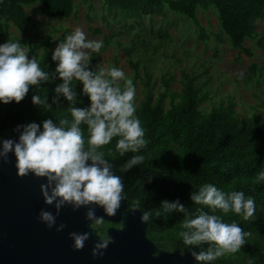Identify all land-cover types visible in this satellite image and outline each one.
<instances>
[{
    "label": "trees",
    "instance_id": "trees-1",
    "mask_svg": "<svg viewBox=\"0 0 264 264\" xmlns=\"http://www.w3.org/2000/svg\"><path fill=\"white\" fill-rule=\"evenodd\" d=\"M39 2L40 11L51 17H68L76 11L75 0H0V37L1 44L20 41L27 45L29 58L35 55L40 67L50 73L55 72L57 62L52 60L55 49L52 47L65 40L72 33L69 26L55 38L45 40L33 39L26 23L30 14L26 5ZM109 10H118L122 15L141 16L146 12H162L166 9L190 18L203 35L204 28L198 18V9L214 7L218 14L220 30L226 34L230 44L252 55L250 46H245L247 38H255L257 44L264 48V34L257 31L258 19L264 17V0H104ZM15 25L22 35L12 30ZM99 30V29H98ZM110 37H106L109 42ZM145 48V38L132 39L122 46L127 61L133 69L132 82L137 87L142 84V97L135 95V115L141 121L145 131L147 146L139 153L128 152L120 156L115 145L118 137L104 146L106 158L113 164V172L120 176L124 183L123 195L129 207L149 211L151 219L147 225V235L159 248L179 249L190 252L183 244L178 233L182 230L184 214L179 211L164 213L162 202L179 200L187 209L210 211L206 206L196 205L191 194L205 184H212L228 194L242 191L245 198L255 201L256 211L250 221L229 212L227 215L217 212L227 223L236 222L246 232H251L241 250L219 258L211 264H264V182L254 183L260 171H264V99L261 102L262 112L243 118L236 108V101L229 97L219 103H212L208 109L203 103L210 97L199 82L196 73L182 69L181 89L171 88L175 80L171 71L162 72L159 77L142 62L138 53V41ZM119 45H121L119 43ZM103 48V47H102ZM158 47H155V51ZM97 55L92 54L91 67L96 69ZM110 67L119 68L118 60ZM256 72V64H252ZM258 81L261 77L257 78ZM62 80L56 78L42 83L38 88H31L20 103L0 102V138L16 135L19 125L36 122L41 125L45 119L60 118L71 120L69 102L60 97L59 104H53L55 88ZM78 93L76 107H89L90 99L83 94L82 83L73 82ZM125 81H120L121 88ZM136 93V91H135ZM47 97L52 104L51 110H43L32 103L33 95ZM85 141L88 139L87 126H81ZM111 149L112 155H109ZM143 155L144 162L127 172L120 171L121 166L133 155ZM161 215L157 216V213ZM120 222L104 220L98 229L106 236L108 224L119 225ZM208 245L204 248L207 249ZM199 251L200 248H196ZM192 264H200L193 257Z\"/></svg>",
    "mask_w": 264,
    "mask_h": 264
},
{
    "label": "clouds",
    "instance_id": "clouds-1",
    "mask_svg": "<svg viewBox=\"0 0 264 264\" xmlns=\"http://www.w3.org/2000/svg\"><path fill=\"white\" fill-rule=\"evenodd\" d=\"M102 47V41L87 39L85 32L77 27L55 48L52 60L57 66L55 72L50 73L40 67L35 55L29 58L20 41L8 39L0 44V102L20 103L31 88H38L58 74L62 83L56 86L52 103L59 104L63 96L69 102L71 115V120L45 119L42 129L36 122L19 125L18 140L3 139L0 143V159L7 162L12 153L20 177L32 174L46 179V183L40 185L41 192L44 202L54 205L56 213L42 209L39 218L49 228L56 226L57 216L64 206L69 205L74 211L87 208L85 218L91 221V229L100 237L92 249L93 258L103 256V250L113 242L112 237L98 234L104 217L96 215V207L102 208L107 216H115L125 199L124 183L113 172V164L101 149L117 137L115 148L120 156L128 152L139 153L147 146L145 131L135 115L136 93L132 80L126 79L124 71L116 67H97L95 70L91 67L92 54H99ZM121 80L125 81L123 88ZM74 81L82 83L83 94L90 99L89 107L75 106L78 93ZM32 103L43 110L52 109L47 97L41 98L38 94L32 96ZM82 125L87 126V141ZM108 154L112 155L111 149ZM143 162V155H133L120 171L127 172ZM253 182H264V171H260ZM190 198L194 204L206 206L210 211L197 209L193 213L179 200H165L161 208L164 213L179 211L184 214L178 236L196 261L211 264L239 252L248 243L251 232L244 231L236 222H225L216 213L233 212L250 221L256 211L254 199L245 198L242 191L225 194L212 184L201 186ZM140 219L148 222L151 213L144 211ZM65 227L61 223L56 230L62 231ZM69 235L74 241V249L82 250L91 234L71 232ZM205 245H208L207 249ZM196 248L200 250L196 251Z\"/></svg>",
    "mask_w": 264,
    "mask_h": 264
},
{
    "label": "rangeland",
    "instance_id": "rangeland-1",
    "mask_svg": "<svg viewBox=\"0 0 264 264\" xmlns=\"http://www.w3.org/2000/svg\"><path fill=\"white\" fill-rule=\"evenodd\" d=\"M75 1L76 11L68 17L43 14L39 2L26 5L30 14L26 25L33 39L41 41L49 37L55 38L66 26L72 32L79 27L85 32L87 39L103 42V48L96 54V68H110L118 60L126 79L132 80L133 69L122 46L129 44L132 39L145 38L148 48L137 40L136 56L142 58V62L157 77L164 71L173 72L176 78L171 82V88L181 89L179 79L181 70L185 69L196 73L204 90L208 91L210 97L203 103L206 109L212 103L232 97L243 118L262 112L264 48L257 44L255 38H247L245 41V46L251 47L252 55L233 47L227 35L220 30L214 7L198 9V18L207 35L204 38L190 18L169 9L126 17L118 10H109L104 0ZM12 30L22 35L15 25H12ZM257 31L264 34V17L258 19ZM107 36L110 37L109 42L105 40ZM58 44L52 48L55 49ZM22 47L27 50L26 44ZM155 47H158L156 51ZM254 63L257 66L256 72L251 67ZM259 77L260 81L257 79ZM141 89L142 84L138 80L135 91L139 100L142 97Z\"/></svg>",
    "mask_w": 264,
    "mask_h": 264
},
{
    "label": "water",
    "instance_id": "water-1",
    "mask_svg": "<svg viewBox=\"0 0 264 264\" xmlns=\"http://www.w3.org/2000/svg\"><path fill=\"white\" fill-rule=\"evenodd\" d=\"M18 138L19 134L4 136L0 143L3 139ZM15 165L16 157L12 153L7 162L0 159V264L193 263L191 252L159 248L147 235L148 222H141L143 211L129 207L126 198L115 216H107L102 208L96 207L97 216L122 224L107 227L106 237H112L113 242L103 250V256L93 258L92 249L100 237L91 229V221L85 218L87 208L74 211L71 206H64L57 216L56 226L49 228L39 218L42 209L56 213L54 205L44 202L41 192L40 185L46 183V179L32 174L20 177ZM61 223L66 227L57 231ZM71 232L91 234L82 250L74 249Z\"/></svg>",
    "mask_w": 264,
    "mask_h": 264
},
{
    "label": "flooded vegetation",
    "instance_id": "flooded-vegetation-1",
    "mask_svg": "<svg viewBox=\"0 0 264 264\" xmlns=\"http://www.w3.org/2000/svg\"><path fill=\"white\" fill-rule=\"evenodd\" d=\"M119 222H120V223H119V225H116V226H120V225L122 224V222H121V221H119ZM109 225H111V224H108V226H109ZM114 225H115V224H114ZM108 226H107V227H108Z\"/></svg>",
    "mask_w": 264,
    "mask_h": 264
}]
</instances>
